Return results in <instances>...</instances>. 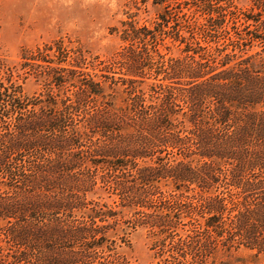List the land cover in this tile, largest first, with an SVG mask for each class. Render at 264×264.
<instances>
[{
  "label": "trees",
  "instance_id": "1",
  "mask_svg": "<svg viewBox=\"0 0 264 264\" xmlns=\"http://www.w3.org/2000/svg\"><path fill=\"white\" fill-rule=\"evenodd\" d=\"M202 3L201 22L170 4L155 26L121 22L112 77L74 82L62 69L45 95L0 93L5 117L19 115L0 121V264H94L108 254L114 264L118 241L128 242L120 224L172 236L194 211L183 203L190 185L209 191L210 255L226 234L237 245L264 229V24L227 26L223 9ZM166 38L178 55L161 52ZM103 191L111 203L95 199ZM176 243L186 264L189 245Z\"/></svg>",
  "mask_w": 264,
  "mask_h": 264
},
{
  "label": "rangeland",
  "instance_id": "2",
  "mask_svg": "<svg viewBox=\"0 0 264 264\" xmlns=\"http://www.w3.org/2000/svg\"><path fill=\"white\" fill-rule=\"evenodd\" d=\"M202 2L203 0H167L161 3V0H157L154 3V0H149L142 4L140 0H0V93L8 91L17 97L18 89L21 88L22 95H45L49 88V76L62 69L75 73L74 82H78V78L90 82L100 76L103 79L112 77V72H120L110 64L114 54L124 45L119 40L121 22L135 21L138 25L155 26L158 15L169 4L168 9H174L172 12L177 11L176 6L182 7V11L188 13V16L198 18V22H201L203 17L197 13V6H202ZM209 2L210 6L225 11L224 22L227 26L236 24L241 28L254 29L264 24V0ZM168 26L166 31L171 30L172 21ZM164 45L160 50L167 57L179 54L171 39L166 38ZM70 89L76 90L73 87ZM144 92L149 101L151 92L147 88ZM88 101L85 112L92 114L98 103L92 98ZM31 102L33 101L29 103ZM32 111L30 107L26 108V113ZM6 113L7 110L0 106V121L3 119L6 123L15 125L19 115L13 114L9 118L5 117ZM34 150L36 149L31 152ZM38 152L44 154L46 151L42 149ZM221 185L215 186L218 192L223 191ZM162 191L167 194L175 189L171 186L162 187ZM204 191L195 185L188 186L189 194L183 203L191 206L194 211L187 217H182L184 219L181 225L170 233L172 236L166 235L168 231L161 236H152L147 228L131 230L120 224L119 228L123 227L124 232L118 230L117 233L128 242L118 241L116 253L120 258L114 257L117 261L113 263L183 264L178 259L176 242L185 240L189 245V260L186 264H264L263 228L254 230L258 232L254 237L249 236L253 239L252 242L242 241L238 238L240 234H237V245H226V234L221 239L224 247L218 246L212 251V255L208 253L209 242L215 240L216 235L210 233L204 224L207 216L202 207L208 200L209 192L205 194ZM95 193V199L101 197L102 203L114 200L112 196L107 198L104 191ZM141 214L145 215L143 211ZM128 217L134 218L133 213L127 209L126 218ZM100 257L101 259L94 260V264H107L108 260H113L109 259V254Z\"/></svg>",
  "mask_w": 264,
  "mask_h": 264
}]
</instances>
